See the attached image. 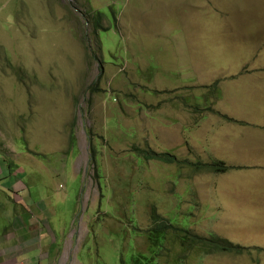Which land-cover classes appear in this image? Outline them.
I'll return each instance as SVG.
<instances>
[{"label":"rangeland","instance_id":"1","mask_svg":"<svg viewBox=\"0 0 264 264\" xmlns=\"http://www.w3.org/2000/svg\"><path fill=\"white\" fill-rule=\"evenodd\" d=\"M0 171L25 186L15 264H131L153 212L261 249L184 264H264V0H0Z\"/></svg>","mask_w":264,"mask_h":264},{"label":"trees","instance_id":"2","mask_svg":"<svg viewBox=\"0 0 264 264\" xmlns=\"http://www.w3.org/2000/svg\"><path fill=\"white\" fill-rule=\"evenodd\" d=\"M97 61H99L98 64L101 63L100 59H97ZM220 94L221 89L217 81L205 86V92L199 96L205 104L199 106L207 111L213 112L211 97H219ZM219 115L226 120L241 123L226 115ZM136 151L139 157L156 159L167 163L175 162L183 164V166L189 167L193 172L207 171L223 173L231 168V166L221 160H212L210 162L192 161L179 159L170 151L155 152L153 150L143 149H137ZM151 219L150 227L142 232L146 238V251H136L129 244L133 251L131 253V264H164V256L171 259V264H184L183 254L189 251H192L196 255H207L212 253L241 254L250 252L252 249L257 251L261 250L258 247H247L234 243L216 234H197L189 228L188 217L186 215H183L181 218H161L157 213L153 212Z\"/></svg>","mask_w":264,"mask_h":264},{"label":"crops","instance_id":"3","mask_svg":"<svg viewBox=\"0 0 264 264\" xmlns=\"http://www.w3.org/2000/svg\"><path fill=\"white\" fill-rule=\"evenodd\" d=\"M3 175L0 171V177ZM15 176L10 173L9 178L13 180ZM7 187L6 191L13 192L14 198L6 194L5 189H0V193L5 195L3 205L0 201V219H3V223L0 224V264H11V262L15 264V257L28 249V206L21 204L17 195L19 190L25 189L22 182L13 180Z\"/></svg>","mask_w":264,"mask_h":264}]
</instances>
